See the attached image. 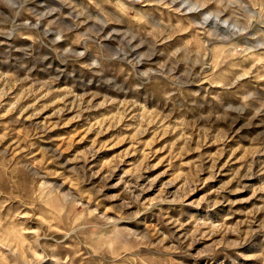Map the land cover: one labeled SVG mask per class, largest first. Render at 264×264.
I'll return each mask as SVG.
<instances>
[{"label": "rangeland", "instance_id": "374dc122", "mask_svg": "<svg viewBox=\"0 0 264 264\" xmlns=\"http://www.w3.org/2000/svg\"><path fill=\"white\" fill-rule=\"evenodd\" d=\"M0 264H264V0H0Z\"/></svg>", "mask_w": 264, "mask_h": 264}]
</instances>
